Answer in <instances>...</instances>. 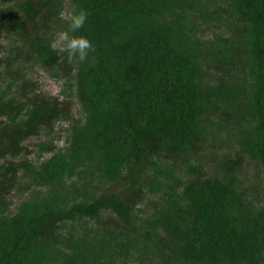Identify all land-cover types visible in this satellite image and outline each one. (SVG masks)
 <instances>
[{
    "label": "trees",
    "instance_id": "trees-1",
    "mask_svg": "<svg viewBox=\"0 0 264 264\" xmlns=\"http://www.w3.org/2000/svg\"><path fill=\"white\" fill-rule=\"evenodd\" d=\"M81 8L95 52L69 63ZM246 159L264 173V0H0V264H264Z\"/></svg>",
    "mask_w": 264,
    "mask_h": 264
},
{
    "label": "clouds",
    "instance_id": "clouds-1",
    "mask_svg": "<svg viewBox=\"0 0 264 264\" xmlns=\"http://www.w3.org/2000/svg\"><path fill=\"white\" fill-rule=\"evenodd\" d=\"M89 13L85 9H73L68 16V27L54 39L51 47L58 54L66 56L69 63H84L89 54L95 52L92 40L81 33L88 22Z\"/></svg>",
    "mask_w": 264,
    "mask_h": 264
},
{
    "label": "rangeland",
    "instance_id": "rangeland-1",
    "mask_svg": "<svg viewBox=\"0 0 264 264\" xmlns=\"http://www.w3.org/2000/svg\"><path fill=\"white\" fill-rule=\"evenodd\" d=\"M67 12H68V8H66L64 14H67ZM33 79L38 82V84L40 85V91L43 92L44 94L50 95V96L59 95L61 91V82L58 81L57 79L52 78L49 72L46 71L45 69L43 68L37 69V71H35V73L33 74ZM74 113H76V108H74ZM66 130H67V123L62 122V123H58L55 126L52 137L54 138L55 141L58 142L59 146H63L65 143L64 138L66 135ZM44 140H45V136L40 135L38 137L31 138L25 144L31 148L33 145L41 141H44ZM227 147L224 148L223 150L227 149ZM255 171L256 173L259 172L258 175L260 176L261 181H264V173L260 172L258 169L255 170L253 162L246 159L244 162V167L242 168V176L245 178L246 183H249L254 179ZM9 199L13 202L14 204L13 208H14L18 203H20V201L23 198L16 193H12Z\"/></svg>",
    "mask_w": 264,
    "mask_h": 264
}]
</instances>
